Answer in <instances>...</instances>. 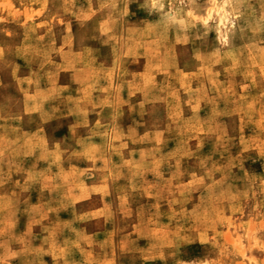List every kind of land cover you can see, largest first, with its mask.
<instances>
[{"label":"rangeland","instance_id":"374dc122","mask_svg":"<svg viewBox=\"0 0 264 264\" xmlns=\"http://www.w3.org/2000/svg\"><path fill=\"white\" fill-rule=\"evenodd\" d=\"M0 264H264V0H0Z\"/></svg>","mask_w":264,"mask_h":264}]
</instances>
